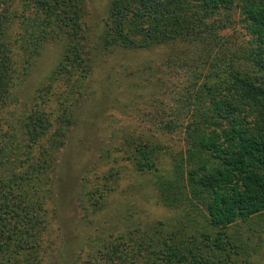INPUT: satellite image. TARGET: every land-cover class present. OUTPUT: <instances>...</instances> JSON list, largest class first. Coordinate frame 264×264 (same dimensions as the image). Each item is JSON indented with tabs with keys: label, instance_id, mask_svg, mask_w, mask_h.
<instances>
[{
	"label": "trees",
	"instance_id": "trees-1",
	"mask_svg": "<svg viewBox=\"0 0 264 264\" xmlns=\"http://www.w3.org/2000/svg\"><path fill=\"white\" fill-rule=\"evenodd\" d=\"M230 8L245 29L223 36L235 20L229 11L218 15ZM83 15V0H0V264H45L52 224L43 208L52 184L45 174L55 148L49 139L50 150L32 152L50 124L46 91L37 90L21 118L3 114L49 42L62 46L49 78L62 79L57 97L78 91L90 53ZM247 34L255 45L242 47ZM99 46L164 47L185 57L178 59L190 68V98L158 125L162 133H181L184 148L174 175L157 174L154 182L158 203L179 215L173 222L98 225L83 259L78 254L66 264H249L234 258L241 252L227 229L239 216L264 228V0H109ZM62 112L63 124H73V112ZM154 158L143 141L132 163L156 174ZM95 205L97 212L102 202Z\"/></svg>",
	"mask_w": 264,
	"mask_h": 264
},
{
	"label": "rangeland",
	"instance_id": "rangeland-1",
	"mask_svg": "<svg viewBox=\"0 0 264 264\" xmlns=\"http://www.w3.org/2000/svg\"><path fill=\"white\" fill-rule=\"evenodd\" d=\"M83 1L82 23L90 53L78 91L57 97L64 86L62 79L50 83L49 78L61 58L62 46L57 41L49 42L28 66L23 80L14 88L16 96L9 111L3 114L21 118L37 90L46 91L43 109L50 124L32 148L37 154L50 150L49 139L55 142L51 171L45 174L52 180L50 193L43 201L45 215L52 219L45 264H66L78 254L82 260L87 253V238L98 225L107 228L113 223L173 222L179 215L177 210L158 203L154 182L157 174L174 175L175 158L184 148V141L181 133H162L158 125L167 112L175 109V103L190 98V68L178 59H184L183 55L176 57L173 50L164 47L101 50L109 0ZM225 11L235 21L222 31L223 36L243 32L245 23L239 21V10L223 9L218 15L220 20ZM250 36L249 40L245 37L242 47L255 45L254 36ZM62 110L73 112V124H63L59 118ZM143 141L149 143L155 156L156 174L139 172L132 163L136 146ZM96 202H102L97 212L93 211ZM261 228L258 220L240 216L228 227L241 252L234 256L236 261L264 264Z\"/></svg>",
	"mask_w": 264,
	"mask_h": 264
}]
</instances>
